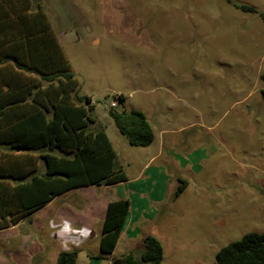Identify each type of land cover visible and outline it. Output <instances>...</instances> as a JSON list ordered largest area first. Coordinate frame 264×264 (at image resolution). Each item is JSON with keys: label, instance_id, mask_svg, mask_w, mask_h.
<instances>
[{"label": "rangeland", "instance_id": "1", "mask_svg": "<svg viewBox=\"0 0 264 264\" xmlns=\"http://www.w3.org/2000/svg\"><path fill=\"white\" fill-rule=\"evenodd\" d=\"M37 1L79 93L91 97L94 124L130 178L123 188L132 205L153 201L150 172L159 160L146 163L161 127L170 153L182 157L164 166L169 178L151 204L156 216L137 225L139 238L122 237L114 255L131 251L150 264L139 253L152 231L163 247L161 264H215L220 247L264 233V0ZM118 94L124 102L116 109L140 110L154 127L149 147L131 146L117 131L108 108ZM178 178L187 185L173 197ZM113 188L106 193L116 198L121 192ZM76 262L96 260L79 252Z\"/></svg>", "mask_w": 264, "mask_h": 264}, {"label": "trees", "instance_id": "2", "mask_svg": "<svg viewBox=\"0 0 264 264\" xmlns=\"http://www.w3.org/2000/svg\"><path fill=\"white\" fill-rule=\"evenodd\" d=\"M260 16L264 20V13ZM116 98L124 102L122 94ZM92 110L91 97L79 93V81L40 3L0 0V231L69 190L127 180ZM108 114L129 145L152 143L153 130L142 111L110 106ZM178 181L173 197L187 185L184 178ZM128 207L127 198L108 202L94 257L113 252ZM77 253L61 250L55 264H77ZM139 254L140 261L161 264L162 244L146 235ZM102 264L140 262L129 251ZM215 264H264V233L247 232L220 247Z\"/></svg>", "mask_w": 264, "mask_h": 264}, {"label": "crops", "instance_id": "3", "mask_svg": "<svg viewBox=\"0 0 264 264\" xmlns=\"http://www.w3.org/2000/svg\"><path fill=\"white\" fill-rule=\"evenodd\" d=\"M151 127L154 136L153 143L157 138L154 127L152 125ZM158 134V149L156 153L149 156L146 163L147 165L153 160H159V166L150 172L152 178H155L158 183L151 185L148 190L153 201H150V198L140 197L136 199L139 204L132 205L129 197H126L128 196L127 189L123 188L130 181L127 173V180L115 185H91L69 190L54 197L17 224L0 231V264H55L56 256L61 250L73 248H76L78 253L84 252L89 260H96L94 264H102L105 261L109 262L110 258L115 256V249L122 237L128 239L126 243L139 238L136 236L137 225L142 222L147 224L156 216L155 206L152 207L151 204L159 202L157 200L160 196L159 182L162 184L163 180L169 178L164 171L165 164L171 162L174 165L175 162V165H180V154L170 153L171 150L168 149L170 147L166 144L164 137L165 129L161 127ZM143 168H140V173ZM113 187L121 192L116 198L106 193L107 190L114 189ZM119 198H127L129 207L116 246L113 252L104 259L96 258L94 256L99 253V236L107 204ZM151 232L146 231L145 235L153 234ZM156 238L160 239L158 236ZM89 243H92L94 248L90 249Z\"/></svg>", "mask_w": 264, "mask_h": 264}, {"label": "built area", "instance_id": "4", "mask_svg": "<svg viewBox=\"0 0 264 264\" xmlns=\"http://www.w3.org/2000/svg\"><path fill=\"white\" fill-rule=\"evenodd\" d=\"M118 104L117 98L114 97L111 101H110V106L111 107H115Z\"/></svg>", "mask_w": 264, "mask_h": 264}]
</instances>
